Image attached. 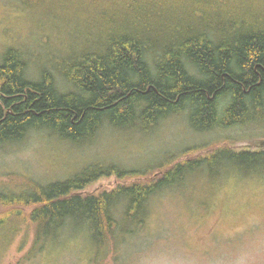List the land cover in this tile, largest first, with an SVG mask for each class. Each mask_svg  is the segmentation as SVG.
<instances>
[{
	"label": "trees",
	"instance_id": "trees-1",
	"mask_svg": "<svg viewBox=\"0 0 264 264\" xmlns=\"http://www.w3.org/2000/svg\"><path fill=\"white\" fill-rule=\"evenodd\" d=\"M19 2L46 16L74 7L99 34L63 59L66 88L46 70L29 78L17 48L2 54L0 147L40 130L79 145L104 127L142 131L183 113L197 133L264 123V0ZM189 150L148 179L143 169L94 163L62 180L1 189L0 263L19 236L18 251L30 237L33 257L77 233L100 262L142 229L150 200L187 191L195 176L264 172V149ZM112 175L120 180L112 189L81 192Z\"/></svg>",
	"mask_w": 264,
	"mask_h": 264
},
{
	"label": "rangeland",
	"instance_id": "rangeland-1",
	"mask_svg": "<svg viewBox=\"0 0 264 264\" xmlns=\"http://www.w3.org/2000/svg\"><path fill=\"white\" fill-rule=\"evenodd\" d=\"M84 16L74 7L46 16L23 8L19 0H0V60L8 48H17L29 78L38 79L46 70L66 88L63 59L95 43L99 34ZM228 145L238 151L264 149V123L197 133L183 113L142 131L104 127L79 145L40 130L0 147V190L13 189L25 178L43 184L62 180L94 163L143 169L148 179L167 157L173 162L189 149L203 153ZM193 179L185 192L150 200L142 229L100 262L87 236L77 233L33 257L25 253L30 237L18 251L19 236L0 264H264V172ZM119 182L113 175L102 177L81 192L110 190Z\"/></svg>",
	"mask_w": 264,
	"mask_h": 264
},
{
	"label": "bare ground",
	"instance_id": "bare-ground-1",
	"mask_svg": "<svg viewBox=\"0 0 264 264\" xmlns=\"http://www.w3.org/2000/svg\"><path fill=\"white\" fill-rule=\"evenodd\" d=\"M227 139V138H226Z\"/></svg>",
	"mask_w": 264,
	"mask_h": 264
}]
</instances>
